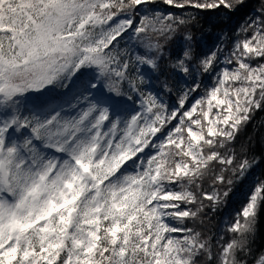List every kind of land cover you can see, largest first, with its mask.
<instances>
[{
  "label": "snow or ice",
  "instance_id": "obj_1",
  "mask_svg": "<svg viewBox=\"0 0 264 264\" xmlns=\"http://www.w3.org/2000/svg\"><path fill=\"white\" fill-rule=\"evenodd\" d=\"M257 112L264 0H0V264H264Z\"/></svg>",
  "mask_w": 264,
  "mask_h": 264
},
{
  "label": "trees",
  "instance_id": "obj_2",
  "mask_svg": "<svg viewBox=\"0 0 264 264\" xmlns=\"http://www.w3.org/2000/svg\"><path fill=\"white\" fill-rule=\"evenodd\" d=\"M211 20H214L215 17H210ZM240 19V15H237L235 17H233L232 19V25L235 26L237 24V21ZM222 39H224L222 37ZM225 43H228L227 41H225ZM223 59V58H222ZM214 77H212L211 80L205 78V84H207V86L209 88L212 87V83L214 82ZM262 121H264V112H257L256 113V118L255 120L253 121L252 124H249L248 125V128H247V132L249 134H254L255 136H259L260 134H264V128H261L259 129V132L258 133H254V125H259ZM241 139H243V137H241ZM260 170L258 169L257 170V173H259ZM247 184V181L245 182ZM207 187V186H206ZM243 191H247V188H244ZM243 200V196L242 194L238 193L236 195V197H234L230 203H229V206H228V212L227 213H217L215 215V217L212 219V225L213 226H218L220 224V221L222 219H227L228 218V214L230 213H234L237 209L240 208V205H241V201ZM258 227L260 228V230L262 232H264V215L261 216L260 218V222H259V225Z\"/></svg>",
  "mask_w": 264,
  "mask_h": 264
},
{
  "label": "rangeland",
  "instance_id": "obj_3",
  "mask_svg": "<svg viewBox=\"0 0 264 264\" xmlns=\"http://www.w3.org/2000/svg\"><path fill=\"white\" fill-rule=\"evenodd\" d=\"M214 79H215V77H214ZM214 111H215V109H214Z\"/></svg>",
  "mask_w": 264,
  "mask_h": 264
}]
</instances>
